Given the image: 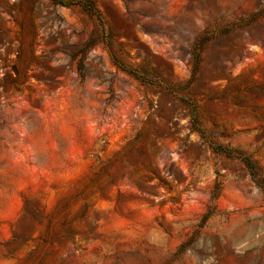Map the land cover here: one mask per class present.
<instances>
[{
  "label": "rangeland",
  "instance_id": "1",
  "mask_svg": "<svg viewBox=\"0 0 264 264\" xmlns=\"http://www.w3.org/2000/svg\"><path fill=\"white\" fill-rule=\"evenodd\" d=\"M0 264H264V0H0Z\"/></svg>",
  "mask_w": 264,
  "mask_h": 264
},
{
  "label": "trees",
  "instance_id": "2",
  "mask_svg": "<svg viewBox=\"0 0 264 264\" xmlns=\"http://www.w3.org/2000/svg\"><path fill=\"white\" fill-rule=\"evenodd\" d=\"M61 3H63V4H67V2H65V1H63V2H61Z\"/></svg>",
  "mask_w": 264,
  "mask_h": 264
}]
</instances>
